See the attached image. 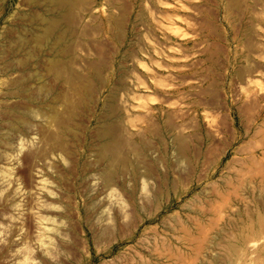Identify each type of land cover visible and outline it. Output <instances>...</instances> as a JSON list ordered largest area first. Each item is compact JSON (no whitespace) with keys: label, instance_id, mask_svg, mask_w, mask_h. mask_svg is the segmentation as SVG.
Instances as JSON below:
<instances>
[{"label":"rangeland","instance_id":"obj_1","mask_svg":"<svg viewBox=\"0 0 264 264\" xmlns=\"http://www.w3.org/2000/svg\"><path fill=\"white\" fill-rule=\"evenodd\" d=\"M0 264H264V0H0Z\"/></svg>","mask_w":264,"mask_h":264}]
</instances>
